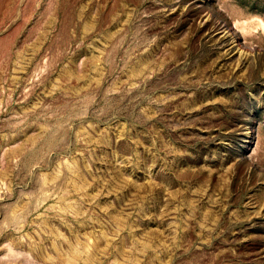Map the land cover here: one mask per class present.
Wrapping results in <instances>:
<instances>
[{
  "label": "rangeland",
  "instance_id": "rangeland-1",
  "mask_svg": "<svg viewBox=\"0 0 264 264\" xmlns=\"http://www.w3.org/2000/svg\"><path fill=\"white\" fill-rule=\"evenodd\" d=\"M0 264H264V0H0Z\"/></svg>",
  "mask_w": 264,
  "mask_h": 264
}]
</instances>
